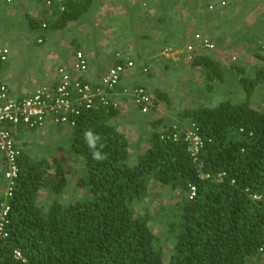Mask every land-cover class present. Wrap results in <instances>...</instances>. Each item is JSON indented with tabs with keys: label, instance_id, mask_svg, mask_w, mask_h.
Here are the masks:
<instances>
[{
	"label": "trees",
	"instance_id": "16d2710c",
	"mask_svg": "<svg viewBox=\"0 0 264 264\" xmlns=\"http://www.w3.org/2000/svg\"><path fill=\"white\" fill-rule=\"evenodd\" d=\"M92 1L66 0L63 11L56 4V16L46 26L53 31L67 27ZM26 18L31 27L41 26L29 14ZM194 48L193 59L185 57L187 67L202 73L207 89L224 82L222 62L202 43ZM234 69L245 99L194 103L178 114L181 125L163 115L152 120L149 147L137 153L134 163L130 142L115 123L119 110L111 103L82 108L69 137L70 150L83 163L77 186L84 193L74 201L60 198L68 185L62 160L33 158L18 145L0 264H264V109L250 101L264 84V67L254 76ZM140 85L153 93L151 112L158 100L169 105V92ZM89 128L106 145L102 162L92 159L84 143ZM3 163L4 171L6 159ZM153 184L167 185L180 196L157 216L138 210ZM43 191L53 194L48 206L40 201ZM151 222L163 225L162 236ZM17 250L22 258L15 256Z\"/></svg>",
	"mask_w": 264,
	"mask_h": 264
},
{
	"label": "crops",
	"instance_id": "0c3cea01",
	"mask_svg": "<svg viewBox=\"0 0 264 264\" xmlns=\"http://www.w3.org/2000/svg\"><path fill=\"white\" fill-rule=\"evenodd\" d=\"M236 1L229 0V8L235 7ZM206 3L208 0H93L79 19L53 31L43 24H49V20L56 16L57 3L49 8L47 0L1 2L0 45L12 47L11 55H17L14 47L20 49L22 46L23 55L29 60V71L26 69L22 74L18 70L11 72L7 61L0 64V83H5L16 96L49 84L58 77V67L70 68L76 49L82 50L88 59V70L83 78L94 84L100 81L108 67L132 60L135 65L122 74L120 83L109 98L111 102L116 101L119 110L115 121L118 130L127 136L130 146L138 149L137 142L143 141L146 127L152 129L149 122L154 118L152 113L143 114L125 89L142 86L141 83L152 88L154 80L146 83L144 77L147 74L143 71H147L146 67L150 63L155 64V59L159 57L170 59L169 56H175L184 60L186 46L191 42L193 33L197 32V26H201L198 19L204 14ZM26 14L41 21V26L31 27ZM160 48L171 50L161 52ZM171 63L167 60V64ZM68 71L72 72V69ZM59 127L48 125L40 131L51 129L58 132L62 130ZM21 130H26L25 134ZM33 132L20 127L17 145L18 140H25ZM0 159L1 197L5 184L2 162L5 157L1 152Z\"/></svg>",
	"mask_w": 264,
	"mask_h": 264
},
{
	"label": "rangeland",
	"instance_id": "374dc122",
	"mask_svg": "<svg viewBox=\"0 0 264 264\" xmlns=\"http://www.w3.org/2000/svg\"><path fill=\"white\" fill-rule=\"evenodd\" d=\"M229 5L230 2L226 8L215 10L214 15H210L211 13L209 12L213 10H210L206 3L205 12L200 15L201 19H198L201 26L198 25L196 28L197 32H200V34L208 38V41L214 44V48L210 52L206 51L222 62L227 72L226 80L222 83L216 82L214 88L207 89L208 82L202 73L189 68V66L187 67L188 63L185 62L186 55H184V60L183 57L177 59L175 56H169L170 59H167L168 57L155 59V64L150 63L146 67L147 71H143L144 74H147L145 76L147 78L144 77L145 82L148 83L151 78H154L155 80L151 87L154 88L157 85L158 88H162V91L169 92L171 101L167 105L166 102L158 100L153 105L152 114H150L154 119L163 115L173 121L174 124L181 125L182 121L179 120L178 114L186 107H191L194 103L214 105L226 99L233 102L245 99L246 93L239 84L238 74L234 66L241 67L249 76H254L258 68L264 67V60L257 56L259 54L264 58V0H237L234 4L235 7L229 8ZM190 9L192 11V7ZM193 40L194 37L192 35L190 43L195 45L196 42ZM1 45L8 46L12 50L9 45ZM13 49L17 55L12 54L10 56L8 60L10 63L9 69L11 72L18 70L21 74L25 73L29 60L26 55H23L22 46H20V49L16 47ZM160 51L167 52L163 48H160ZM167 60L172 61L171 65H169V70L164 69V62L167 64ZM152 82L150 81L149 84ZM143 84L145 85V83ZM151 94V97H153V93ZM250 101L253 107L264 109L263 83L257 86L255 94ZM151 130L146 127L142 138L143 141L137 142V144L139 143L138 149L131 146V163L135 162L137 153L148 149L146 137L147 134L149 135L148 131L150 132ZM25 131L21 130V133L25 134ZM33 131L25 140H18L19 146L25 148L33 158L49 159L52 155L58 156L65 165L68 178V185L60 198L64 202L79 199L84 193L77 186V180L83 171V163L82 159L70 150L69 137L71 128L64 127L58 132H54L51 129ZM179 197L178 193L172 191L169 186L153 184L148 199L140 204L138 210L140 213L149 212L153 216H157L161 210L168 208L170 204L179 200ZM52 199L53 194L50 192H41L40 201L44 205L48 206ZM151 228L158 236H162L163 225L158 222H151ZM170 253L171 250H167L166 256L168 257Z\"/></svg>",
	"mask_w": 264,
	"mask_h": 264
},
{
	"label": "built area",
	"instance_id": "2783aa9c",
	"mask_svg": "<svg viewBox=\"0 0 264 264\" xmlns=\"http://www.w3.org/2000/svg\"><path fill=\"white\" fill-rule=\"evenodd\" d=\"M12 1L0 0V3ZM65 1L55 0L61 11L65 10ZM47 2L48 6H52V1L47 0ZM228 3L229 0H208L207 4L210 10H218L225 8ZM193 37L196 42L202 43L207 51L210 52L214 48V44L200 32L193 33ZM194 49L192 43L187 44L185 53L188 61L193 59ZM170 50L166 49V51ZM11 52L8 46L0 45V63L7 62ZM72 57L73 63L70 66L72 72L68 71L70 69L68 66H60L57 68L58 77L54 78L53 82L24 92L23 95H13L5 83L0 85V152L7 161V168L4 170V191L0 198V241L8 236L9 200L13 196L18 176L16 158L20 149L16 137L19 134V128L44 130L48 125L72 128L82 108L92 109L97 104L107 105L109 103L116 108V101L111 102L109 95L120 83L122 74L135 65L132 60H128L125 63L108 67L100 81L94 84L83 78V74L88 70L86 54L76 49ZM125 93L132 95L134 104L143 114L151 113L152 97L144 87L127 88ZM195 139L198 138L195 137ZM15 256L22 258L18 250L15 251Z\"/></svg>",
	"mask_w": 264,
	"mask_h": 264
},
{
	"label": "clouds",
	"instance_id": "9594fccd",
	"mask_svg": "<svg viewBox=\"0 0 264 264\" xmlns=\"http://www.w3.org/2000/svg\"><path fill=\"white\" fill-rule=\"evenodd\" d=\"M3 63H5V62H3ZM3 63H0V64H3ZM83 139H84L85 145L87 146V148L90 151V154H91V157L93 160H95L97 162H102L107 158L106 153H104V151H103V149L106 147V145L101 143L102 138H101V135L99 133H96L94 130L89 128V129L84 131ZM3 177H4V171H3ZM10 200H9V203H10Z\"/></svg>",
	"mask_w": 264,
	"mask_h": 264
}]
</instances>
